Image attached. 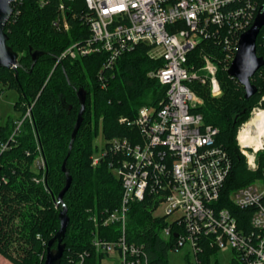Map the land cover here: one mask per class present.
<instances>
[{
	"label": "trees",
	"instance_id": "16d2710c",
	"mask_svg": "<svg viewBox=\"0 0 264 264\" xmlns=\"http://www.w3.org/2000/svg\"><path fill=\"white\" fill-rule=\"evenodd\" d=\"M43 1L41 6L39 0H19L12 5L15 13L5 26L6 45L17 54L18 67L0 68V93L5 89L18 92L15 109L23 113L22 119L30 109V118L24 119L13 140L10 137L22 119H9L0 125V145L8 144L0 152V260L10 264H43L47 244L59 229L58 213L63 209L67 210L69 224L60 264H71L79 253L90 249L95 231L91 216L117 208L122 195L121 184L109 170L106 158L92 166L97 151L94 140L99 131L105 140L128 136L130 128L120 124L119 119L133 120L140 108H158L165 99L166 89L156 79L148 78L150 72L162 66V61L150 59V48L145 45L123 54L111 69H104L103 54L62 60L56 65V58L67 46L89 37L82 20L87 11L84 0L65 2L64 15L70 28L61 32L52 23L60 15L58 6L62 0ZM263 5L264 1L259 8ZM263 33L264 27L256 40L258 56ZM36 51L43 54L32 66L31 55ZM200 51L214 53L221 95L212 97L207 86L192 84L203 100L197 112L206 125L217 128L215 143L226 151L231 164L217 206L228 208L238 226L249 233V211L236 210L229 195L264 178V151L257 153L258 167L251 171L236 141L237 130L249 120L253 109H264V73L259 74L264 68L251 79L257 93L246 100L242 86L227 75L225 67L229 62H223L222 44L201 42L193 56ZM79 89L86 93L85 111L70 147L79 111ZM39 157L44 159V170L34 168ZM63 164L71 184L62 202L56 205L50 193L57 197L66 185ZM46 170V183L34 182V178H44ZM157 205V201L146 196L129 206L126 238L129 243L144 247L151 264H169L176 239L162 235L166 222L154 217ZM119 232L117 224L99 228V235L107 239ZM211 254L217 253L210 250L203 254L204 264H209ZM96 259L94 255L92 264H96ZM214 263L218 264V259ZM230 264L238 263L232 258Z\"/></svg>",
	"mask_w": 264,
	"mask_h": 264
},
{
	"label": "built area",
	"instance_id": "2783aa9c",
	"mask_svg": "<svg viewBox=\"0 0 264 264\" xmlns=\"http://www.w3.org/2000/svg\"><path fill=\"white\" fill-rule=\"evenodd\" d=\"M69 1L73 0H62L58 6L60 15L52 23L57 31H69L64 15V3ZM263 1L84 0L87 12L82 20L89 37L67 46L56 58V65L62 60L103 54L104 69H111L123 54L145 45L150 48V59L162 61L148 78L156 79L166 91L158 108L144 106L133 120L120 118L119 123L131 130L128 136L106 140L101 154L92 157V166L108 160L122 195L117 208L91 216L95 231L90 249L79 253L71 264H92L94 255L96 264L105 259L115 264H151L144 247L129 243L125 232L129 206L146 196L158 203L154 217L165 219L162 235L176 239L171 251L187 247L193 264H204L202 256L210 250L230 251L238 264H264V178L229 195L236 210L249 211L250 232L245 233L228 208L217 206L231 164L226 151L215 143L217 128L206 125L197 112L203 100L191 86L197 83L207 86L212 97L221 95L219 65L213 54L200 51L193 56V52L201 42L216 41L225 50L223 62L230 65L240 35L252 26ZM39 3L45 4L43 0ZM14 13L12 7V16ZM258 48L257 56L264 60V33ZM259 112L264 117V109L254 108L236 135L239 152L251 171L258 167L257 153L264 151V135L251 125ZM29 113L30 109L17 122L10 140ZM7 148L8 144L0 145V152ZM39 158L36 167L44 170ZM33 180L43 183L44 178ZM158 209L160 214L156 213ZM112 224L119 227L117 236L101 237L99 228ZM208 258L209 264L217 259L213 254ZM187 261L191 264L189 256Z\"/></svg>",
	"mask_w": 264,
	"mask_h": 264
},
{
	"label": "water",
	"instance_id": "95a60500",
	"mask_svg": "<svg viewBox=\"0 0 264 264\" xmlns=\"http://www.w3.org/2000/svg\"><path fill=\"white\" fill-rule=\"evenodd\" d=\"M16 0H0V68H7L16 70L18 67L17 54L6 45L7 34L5 32V26L12 16V7ZM264 27V5L258 9L256 17L252 26L242 33L238 41L237 52L231 61L227 75L234 78L243 88L244 99L248 100L257 93L256 86L251 82L254 74L264 65V60L256 54V40L260 29ZM42 52L32 53V66L42 56ZM77 99L79 103V111L77 114L76 122L71 135V144L75 139L78 129L83 121V115L85 111L86 93L83 89L77 91ZM39 147L41 149L40 143ZM43 159V157H42ZM44 161V159H43ZM63 172H65V164H63ZM66 174V185L60 194L55 197L52 193L51 198L54 203H61L64 192L69 188L71 184V178ZM47 170L44 175V181L46 183ZM59 229L53 238L48 242L46 248V254L43 264H60L61 258L64 252L63 238L65 236L69 219L67 216V210L63 209L58 213ZM54 243L56 246L53 247Z\"/></svg>",
	"mask_w": 264,
	"mask_h": 264
},
{
	"label": "rangeland",
	"instance_id": "374dc122",
	"mask_svg": "<svg viewBox=\"0 0 264 264\" xmlns=\"http://www.w3.org/2000/svg\"><path fill=\"white\" fill-rule=\"evenodd\" d=\"M18 100V92L15 90H3L2 93H0V125H4L7 120L12 119L14 122H17L22 119L23 113L19 110L15 109V103ZM30 118V113L29 116ZM106 144V140L104 139L101 131H99V134L97 138L94 140V147H96V154L99 155L104 149V146ZM40 158H38L34 164V168L37 169V162ZM44 200V199H42ZM156 213L160 214L161 210L158 209ZM188 248H180L177 251H170L169 254V264H188L187 256H189V261L191 264H193V255H188ZM215 256L218 259V264H230V260L232 259V254L230 251H219ZM3 259V258H2ZM0 260V264H10L9 262L5 260ZM102 264H115L113 261L105 259ZM211 264H215L214 261Z\"/></svg>",
	"mask_w": 264,
	"mask_h": 264
},
{
	"label": "bare ground",
	"instance_id": "6f19581e",
	"mask_svg": "<svg viewBox=\"0 0 264 264\" xmlns=\"http://www.w3.org/2000/svg\"><path fill=\"white\" fill-rule=\"evenodd\" d=\"M262 114H263L262 112L257 113V117L251 122V125L254 124L256 126V128H257V130H258L260 135H264V117L262 116ZM243 139H244V134H241L240 135L241 142H243Z\"/></svg>",
	"mask_w": 264,
	"mask_h": 264
}]
</instances>
